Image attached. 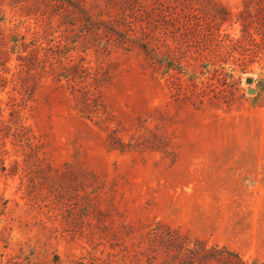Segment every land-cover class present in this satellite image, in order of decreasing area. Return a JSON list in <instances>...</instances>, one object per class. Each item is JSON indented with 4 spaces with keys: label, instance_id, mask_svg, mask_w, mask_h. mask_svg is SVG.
I'll return each mask as SVG.
<instances>
[{
    "label": "rangeland",
    "instance_id": "1",
    "mask_svg": "<svg viewBox=\"0 0 264 264\" xmlns=\"http://www.w3.org/2000/svg\"><path fill=\"white\" fill-rule=\"evenodd\" d=\"M0 264H264V0H0Z\"/></svg>",
    "mask_w": 264,
    "mask_h": 264
},
{
    "label": "water",
    "instance_id": "2",
    "mask_svg": "<svg viewBox=\"0 0 264 264\" xmlns=\"http://www.w3.org/2000/svg\"><path fill=\"white\" fill-rule=\"evenodd\" d=\"M252 81H253V79H251V78H248V79H247V82H248V83H252Z\"/></svg>",
    "mask_w": 264,
    "mask_h": 264
}]
</instances>
